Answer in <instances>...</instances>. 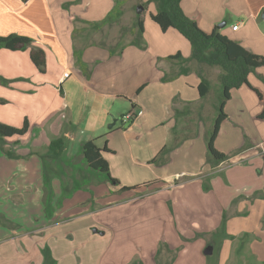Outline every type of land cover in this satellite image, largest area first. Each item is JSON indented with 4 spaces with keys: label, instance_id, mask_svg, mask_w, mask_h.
<instances>
[{
    "label": "crops",
    "instance_id": "crops-1",
    "mask_svg": "<svg viewBox=\"0 0 264 264\" xmlns=\"http://www.w3.org/2000/svg\"><path fill=\"white\" fill-rule=\"evenodd\" d=\"M137 1L148 3L151 14L157 11L150 0ZM67 2L72 4L66 9ZM73 2L0 0V34L34 39L25 50L0 48V100L9 101L8 92L21 106L27 93H36L35 101L41 100L16 119V110L9 118L0 115V122L17 127L29 122L23 137L5 139L4 147L19 157L8 156L0 147V212L18 225L0 222V264H155L158 236L156 244H147L145 238L155 235L165 221L175 234L164 241L174 249L182 241L179 233L189 239L195 231L209 234L216 229L200 208L208 206L212 196L223 202L222 216L239 204L238 199L243 208L250 209V201L263 206V200L252 199L264 195V119L258 117L264 103L256 93L244 85L232 89L225 105L228 117L215 141L231 157L213 168L207 163L206 133L214 117L205 130L203 112L209 103L201 105L197 71L202 68L205 74L215 67L190 60L188 74L165 81L166 73L175 74L184 64L169 57L181 53L189 58L192 53L179 31H164L152 17L144 16L146 47L129 44L122 53L111 54L76 29L105 19L114 10V0H81L77 6ZM181 4L205 31L219 26L222 34L264 54V0H182ZM231 14L242 18L237 30L232 25L238 20L226 27ZM32 48L45 51L43 71L31 59ZM76 49H83L82 60L92 68L89 75L76 64ZM263 68H257L255 76L250 73L249 81L264 94ZM67 70L70 75L64 77ZM58 87L61 104L53 100L58 99ZM27 101L35 104L33 98ZM210 107L214 109V102ZM132 110L136 113L132 121L121 119ZM193 111L194 130H176L179 113L188 117ZM59 137L66 148L59 158H51L49 144ZM90 139L111 149L104 156L120 183L112 184L88 166L82 144ZM175 141L169 160L153 162L164 146ZM139 184L143 186L121 189ZM226 186L235 187V204L233 197L227 198ZM116 200L124 204L110 209L111 214L96 213ZM124 206L141 212L125 216L119 210ZM183 209H187L184 215Z\"/></svg>",
    "mask_w": 264,
    "mask_h": 264
},
{
    "label": "trees",
    "instance_id": "trees-1",
    "mask_svg": "<svg viewBox=\"0 0 264 264\" xmlns=\"http://www.w3.org/2000/svg\"><path fill=\"white\" fill-rule=\"evenodd\" d=\"M156 3L157 11L151 14L152 19L161 27L162 30L166 31L169 28H174L179 31L191 44L192 53L189 58L184 57L181 53L170 56L172 59H180L183 63H188L190 60H195L201 67H219L221 73L219 75L220 80V93H219V104L217 107V115L214 119L213 126L206 133V144H207V163L211 167H216L223 161L231 157V154L225 153L219 150L215 141L219 135L222 122L228 117L225 110L227 101L231 98V91L234 88H239L243 85H248L258 94L262 102L264 103L263 93L256 87L252 86L249 81V74L252 71L262 65H264V54H257L248 50L241 43L231 39L227 35L222 34L219 31V26H216L212 31L207 32L202 29L198 23L197 18L187 15L182 7V0H153ZM145 6V3L143 4ZM135 10L136 6H135ZM122 12L118 10L117 15ZM109 20H113L111 16H107L105 19L97 22L96 25L101 23L105 24ZM135 30L133 29L132 38L126 43L122 40H118L114 45L102 42L101 44L107 47L111 54H120L124 48L129 44L137 45L138 47L145 48L146 41L144 39V20L142 13H136ZM127 29L124 28L123 33ZM34 39L27 35L18 33H11L8 35H0V48L5 47L12 50H25L32 46ZM83 49L75 50L76 64L84 71L86 75L91 73V66L86 64L82 60ZM30 56L34 64L40 70H44L46 65V54L42 48H32ZM191 71L189 65H182L181 69L175 74H165L163 80H173L181 74H188ZM201 78L199 84L200 96L205 98L209 95L212 89L211 80L205 76L204 70L199 68L197 71ZM1 101V100H0ZM133 111V110H132ZM259 118L264 119V108L258 115ZM29 130V122L26 120L21 127L13 126L7 123L0 122V147L10 157H19L12 148L4 147L5 139L12 137L24 136ZM177 146L175 141L174 145L164 146L160 151L158 158L154 159L153 162L165 163L169 160L170 152ZM49 156L51 158H59L65 148L66 141L64 138L59 137L53 139L49 144ZM243 148V147H242ZM112 152L111 149L105 145L99 147L94 139L87 140L82 144V153L89 167L103 173L106 179L112 184L120 183L119 180L112 176L110 172L109 161L104 156V153ZM143 186V184L135 186H123L122 190L134 189ZM205 188H208L207 184H204ZM52 194V191L49 190ZM52 196V195H51ZM50 196V197H51ZM0 222L8 227H17L12 220L7 218L3 213L0 212ZM166 249V252L172 253L170 259L163 261L160 257L162 250ZM179 250L171 249L169 245L164 242L160 244L156 253L158 264H174Z\"/></svg>",
    "mask_w": 264,
    "mask_h": 264
},
{
    "label": "rangeland",
    "instance_id": "rangeland-1",
    "mask_svg": "<svg viewBox=\"0 0 264 264\" xmlns=\"http://www.w3.org/2000/svg\"><path fill=\"white\" fill-rule=\"evenodd\" d=\"M80 2L81 0H74L73 3L76 5V4H80ZM114 2L115 5L112 8L114 10H112V12H110L107 15V16H111V18L113 19L112 21L109 20L105 24L101 23L100 25H96V23L88 26L80 25L79 29H76L79 32L78 34L82 35V33L85 34L88 33L86 36L88 38L91 37L95 42H100V43L105 42L110 45H114L118 40H122L123 43H126L128 40H130L133 34L132 30L133 29L135 30L136 28L134 25L136 20V13H137V11L135 10V6L137 9L140 3L137 0H114ZM150 2L156 5L155 1L153 0H150L149 3ZM70 4L72 3L67 2L64 5L65 8L67 9L70 6ZM117 5H118V10L122 11L118 15H117ZM147 6L148 3L145 4L146 11L143 9L144 11L142 10L140 12L142 13L143 20H144V16H147V18H151V12L150 11L148 12L149 9L147 10L148 8ZM231 16L232 19H229L228 25H226V27L227 26L229 27L234 20L235 21L238 20L237 22H239L242 19L241 17L235 16L234 14H231ZM220 23H222V21ZM124 28L127 29L125 33H123ZM144 39H145V31H144ZM186 64L188 65V63H184L182 65H186ZM262 67H264V65L258 68L260 69ZM255 72L256 71H252L251 73H254L253 75L255 76L256 75ZM219 74H220V68L218 67L210 68L209 72L205 73V76L209 77L212 83V89L209 95L203 99L204 102H202L201 104L204 105L206 101L209 103L207 105V110H204L203 112L204 113L202 120L203 126L201 125L200 120L198 123L205 130L208 127H210L211 117L213 116L215 119L217 115V107L219 104L218 98L221 88ZM262 77L264 78V76ZM263 85H264V81H263ZM244 86H247L250 89H252L248 85H244ZM252 90L254 91V89ZM58 92H59V95L57 96L58 99H53V100L57 104H61L63 95L61 94L62 92L59 89V87H58ZM13 95L14 93L8 92L6 98H8L9 101L7 102L5 101V103L0 101V115H2L3 118H9L10 113H14L16 110L14 114V117L16 119V117H18L20 113L24 114L23 109H27V110H29L30 108L34 109L38 107V105L41 103V100L35 101L36 97L34 96L36 95V93H27L26 94L27 97L24 98L25 102H23L21 106L20 105L21 103L20 104L17 103L16 102L17 99L15 100ZM256 95L260 99L257 93ZM30 98H33V101H35V104H33V106L32 104H30V102L27 101ZM49 102H51V100H49ZM213 102H214V109L212 110L210 106L213 105ZM186 112L188 111L186 110ZM186 112L179 113L177 117L179 123L177 124L176 130L180 132H181L180 129H182L183 127L189 130H194L193 127L197 124L195 122L196 117L193 114L194 111L190 115H188V117L186 116ZM199 112L200 111H198V113ZM121 119H123V116L121 117ZM185 123H187V125ZM190 124L193 125V127H191ZM21 126L23 125H20L19 127ZM91 138H98V137H91ZM96 173L97 175H101L99 171L98 172L96 171ZM178 182L179 180H177V183ZM203 188L206 189L207 191L211 190L210 187H208L207 189L203 186ZM225 192H228V194L230 195L227 198H232L233 195L236 194L234 186L233 187L226 186ZM237 196L233 197L234 201L232 204H235V198H237ZM254 198L261 199L264 201V195L258 194L254 196L252 199ZM91 199L92 198H90L89 200ZM222 203L223 202L219 198L213 200V196H212V199L208 200V206L200 207L207 211V213H205L204 216L207 215V219L209 220L208 222L209 226H211V228L213 227L216 228L214 230L211 229V231H209L210 232L209 234H206L203 231H200V233L195 231L192 237L187 239L183 234L179 233L180 239L182 241L179 242V238H177V242H179L180 245L174 247V250L178 249L179 255H177L178 257L174 264H264V205L263 206L253 205V203L250 201L252 207L250 209H248V207L243 208V206H240V201L238 199L237 203L239 204L236 205L235 207H231V211H228L227 213H225L224 216H222L220 211ZM122 204H124L123 201H119V200L113 201L111 205L105 207L103 206V208L97 210L96 213H100L101 216L104 213L111 214L110 209L112 208L116 209L117 206ZM47 208L49 209V207ZM119 210H120V214H124L125 216H130V213L134 211L135 213L141 212V209L140 210H136L135 208L132 209L131 206L120 207ZM186 210L187 209L181 210L183 215L186 214L185 213ZM237 210L238 212H236ZM217 211H219L220 213L218 214ZM101 216L99 217L101 220L110 223V220H105ZM212 220L213 222H211ZM183 221L187 223L185 216ZM189 225L190 223H187V226ZM184 230H186L185 227ZM174 234L175 233L172 231L171 228V223L169 221L167 222L165 221V223L162 225V229H159L155 235L149 233L148 238H145V241L148 244V241H153L155 236H158V239L156 240H159V244L163 245V243L166 242L164 241V239L169 238L170 240L171 236H173ZM156 240L153 241L154 244H156L157 242ZM210 244L212 245V247L215 246L214 252L211 254H206L205 249ZM143 250L144 248H142L140 254L143 253ZM171 257H172V253L166 252V249L164 248V250H162V254L160 258L163 261H165L166 259H170ZM158 260L159 259L155 257V262H156L155 264H158Z\"/></svg>",
    "mask_w": 264,
    "mask_h": 264
},
{
    "label": "built area",
    "instance_id": "built-area-1",
    "mask_svg": "<svg viewBox=\"0 0 264 264\" xmlns=\"http://www.w3.org/2000/svg\"><path fill=\"white\" fill-rule=\"evenodd\" d=\"M241 26H242V23H240V22H236V23H234V24L232 25V29L237 30V29H239ZM69 75H70V71H68V70L65 71L64 74H63L64 77H68ZM135 117H136V113H135L134 111H130V112H128V113H126V114L123 115V120H124L125 122H130V121H132Z\"/></svg>",
    "mask_w": 264,
    "mask_h": 264
},
{
    "label": "water",
    "instance_id": "water-1",
    "mask_svg": "<svg viewBox=\"0 0 264 264\" xmlns=\"http://www.w3.org/2000/svg\"><path fill=\"white\" fill-rule=\"evenodd\" d=\"M144 9L143 5L140 4L138 7H137V12L140 13L142 10ZM263 18H264V13H263ZM225 23H221L220 26H224ZM213 252V247L210 245L208 246L206 249H205V253L206 254H211Z\"/></svg>",
    "mask_w": 264,
    "mask_h": 264
}]
</instances>
